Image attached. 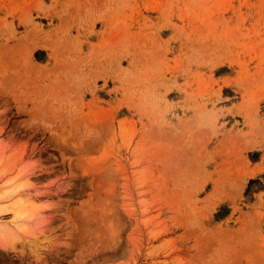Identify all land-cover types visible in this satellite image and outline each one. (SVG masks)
Masks as SVG:
<instances>
[{
  "label": "rangeland",
  "instance_id": "374dc122",
  "mask_svg": "<svg viewBox=\"0 0 264 264\" xmlns=\"http://www.w3.org/2000/svg\"><path fill=\"white\" fill-rule=\"evenodd\" d=\"M0 160V264H264V0H0Z\"/></svg>",
  "mask_w": 264,
  "mask_h": 264
},
{
  "label": "bare ground",
  "instance_id": "6f19581e",
  "mask_svg": "<svg viewBox=\"0 0 264 264\" xmlns=\"http://www.w3.org/2000/svg\"><path fill=\"white\" fill-rule=\"evenodd\" d=\"M0 162H1V160H0ZM242 184H243V182H242ZM23 185L24 184L18 185V187L14 190V193H18L19 188L22 187ZM21 195H20V193H18V196L20 197L19 198V205H18V207L19 208L22 207V208H21V210H19V209L15 210L14 211V216H18V217L24 218V219H26L28 221L33 220L34 217L39 213V210H38L39 207L36 206V205H34L33 202L30 199H28V201L22 200ZM26 204L28 205V207H26L25 209H23V207ZM22 228H23L24 231H26V232L29 231L30 232L29 225L28 224L23 225Z\"/></svg>",
  "mask_w": 264,
  "mask_h": 264
}]
</instances>
